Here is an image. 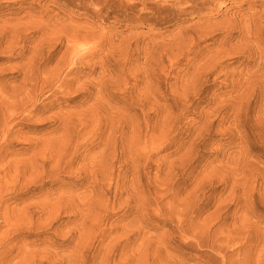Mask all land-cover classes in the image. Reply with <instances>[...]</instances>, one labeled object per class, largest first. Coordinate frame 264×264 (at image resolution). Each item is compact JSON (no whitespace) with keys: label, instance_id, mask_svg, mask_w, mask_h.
<instances>
[{"label":"rangeland","instance_id":"obj_1","mask_svg":"<svg viewBox=\"0 0 264 264\" xmlns=\"http://www.w3.org/2000/svg\"><path fill=\"white\" fill-rule=\"evenodd\" d=\"M0 264H264V0H0Z\"/></svg>","mask_w":264,"mask_h":264},{"label":"bare ground","instance_id":"obj_2","mask_svg":"<svg viewBox=\"0 0 264 264\" xmlns=\"http://www.w3.org/2000/svg\"><path fill=\"white\" fill-rule=\"evenodd\" d=\"M127 5V4H126ZM4 125V124H3Z\"/></svg>","mask_w":264,"mask_h":264}]
</instances>
